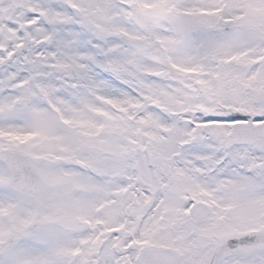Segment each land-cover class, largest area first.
I'll return each mask as SVG.
<instances>
[{"label": "snow or ice", "instance_id": "obj_1", "mask_svg": "<svg viewBox=\"0 0 264 264\" xmlns=\"http://www.w3.org/2000/svg\"><path fill=\"white\" fill-rule=\"evenodd\" d=\"M0 264H264V0H0Z\"/></svg>", "mask_w": 264, "mask_h": 264}]
</instances>
